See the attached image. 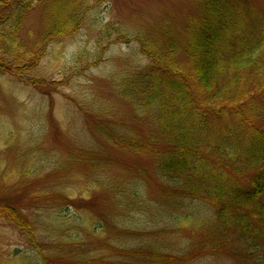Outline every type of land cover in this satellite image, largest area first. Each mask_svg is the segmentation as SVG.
I'll return each mask as SVG.
<instances>
[{"label": "rangeland", "instance_id": "obj_1", "mask_svg": "<svg viewBox=\"0 0 264 264\" xmlns=\"http://www.w3.org/2000/svg\"><path fill=\"white\" fill-rule=\"evenodd\" d=\"M81 1L87 10L80 29L51 43L42 42L45 13L34 12L22 33L24 53L45 48L43 59L33 69L19 68L20 75L0 72V199L21 205L36 241L32 246L0 218V264H141L127 253L148 247L183 264H263L221 235L208 204L162 198L154 158L116 142L134 145L137 135L151 132L150 117L130 97L129 80L151 67L139 37L173 26L184 39L187 19L198 12L194 0ZM240 1L263 25L264 0ZM248 74L242 70L239 81ZM89 151L106 157L99 168L82 161ZM22 173L35 181L28 190L49 191L42 207L24 189L6 191ZM252 174L244 171L243 186ZM188 251L196 253L186 262Z\"/></svg>", "mask_w": 264, "mask_h": 264}, {"label": "trees", "instance_id": "obj_2", "mask_svg": "<svg viewBox=\"0 0 264 264\" xmlns=\"http://www.w3.org/2000/svg\"><path fill=\"white\" fill-rule=\"evenodd\" d=\"M194 2L198 12L187 19L184 39L173 26L139 37L151 67L129 80L130 97L150 117L151 132L144 139L137 135L134 145L125 139L116 142L154 158V182L162 198L174 204H208L215 224L224 228L221 235H230L248 251L246 257H258L264 264V127L255 122L264 95V24L240 0ZM86 10L81 0H0V72L20 75L19 68L33 69L43 59L45 48L24 53L22 33L34 12L45 13L44 44L74 35ZM244 69L249 70L247 79L239 81ZM105 160L91 151L82 157L90 169ZM245 170L253 173L247 186L239 179ZM31 182L22 173L6 191L24 189L35 207H42L49 191L39 186L28 190ZM20 207L0 199V218L36 246L35 228ZM195 253L188 251L185 261ZM226 255L232 258L234 253ZM127 256L141 264L184 261L151 247Z\"/></svg>", "mask_w": 264, "mask_h": 264}]
</instances>
